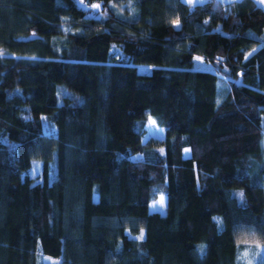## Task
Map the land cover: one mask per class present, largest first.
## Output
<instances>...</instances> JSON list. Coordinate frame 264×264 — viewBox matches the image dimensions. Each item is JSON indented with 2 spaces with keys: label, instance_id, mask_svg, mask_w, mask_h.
Masks as SVG:
<instances>
[{
  "label": "trees",
  "instance_id": "trees-1",
  "mask_svg": "<svg viewBox=\"0 0 264 264\" xmlns=\"http://www.w3.org/2000/svg\"><path fill=\"white\" fill-rule=\"evenodd\" d=\"M148 116L162 136L143 139ZM34 159L41 175L22 176ZM252 175L264 12L251 0H0V264H245L264 244ZM159 191L164 213L148 209Z\"/></svg>",
  "mask_w": 264,
  "mask_h": 264
},
{
  "label": "rangeland",
  "instance_id": "rangeland-1",
  "mask_svg": "<svg viewBox=\"0 0 264 264\" xmlns=\"http://www.w3.org/2000/svg\"><path fill=\"white\" fill-rule=\"evenodd\" d=\"M94 5H99V3H93ZM249 52L247 51L246 54H248ZM111 54L113 57L115 58H121L124 57L123 54L121 53V50L117 47V46H113L111 49ZM196 57H200L201 60H196ZM193 67L194 68H200V69H210V70H214V65L213 63L206 57H204L201 54H194L193 55ZM137 68L141 71H150L151 69V64L149 63H139L137 64ZM57 91L64 93L66 95L72 96L74 92H72V90L70 88H68L66 85L64 84H60L57 87ZM222 93V87L221 85L218 86V91H217V95L218 97L220 96V94ZM44 117V116H43ZM151 118V119H150ZM143 129H144V133H143V139H146L149 136H162V127L160 125H158L154 119L151 116H148L147 120L145 121L144 125H143ZM12 137H15L14 135H12ZM186 149L189 150V147H184L183 149V154L185 156L189 155L190 151L186 152ZM132 158H140L141 157V153H136L131 155ZM43 169V162L41 159H34L31 163V165L29 167H27L26 169H24L22 171V176L25 174L34 176V177H39L41 175ZM257 168L255 169L256 173ZM254 175V174H253ZM252 175V176H253ZM252 183H256V184H262L264 186V178L260 175H255L253 176V178L251 179ZM238 195H241V191L238 190L237 191ZM161 195H163L165 197V203L163 205L162 208H160L159 206H157V208H153V202L157 201L160 199ZM148 209L150 211H159L161 213H164L166 210V194L163 191H159L158 194L156 196H154L148 203ZM214 219L217 221V223L219 224V227L222 226V219L219 215H215ZM260 245L259 248H257V243L254 245L248 244L247 247L245 248L243 254H242V259H246L245 260V264H258V261L261 259L259 257H263L264 256V244L258 243ZM259 259V260H258ZM40 264H61L62 260L61 257L59 256H50V255H46L43 254L40 256Z\"/></svg>",
  "mask_w": 264,
  "mask_h": 264
},
{
  "label": "snow or ice",
  "instance_id": "snow-or-ice-1",
  "mask_svg": "<svg viewBox=\"0 0 264 264\" xmlns=\"http://www.w3.org/2000/svg\"><path fill=\"white\" fill-rule=\"evenodd\" d=\"M186 2L188 3V4H192V2H193V0H186ZM261 2L262 3H264V0H261ZM93 7H99L98 5H94ZM171 23L175 26V27H179V23H180V21H179V19L177 18V19H174V20H172L171 21ZM196 60H201V58L200 57H196L195 58ZM217 103H219V101H217ZM151 119V118H150ZM187 151H189V150H187L186 149V152ZM242 195V194H241ZM164 203H165V197L163 196V195H161V197H160V199L159 200H157V201H154L153 202V205H152V207L155 209V208H157V206H159L160 208H162L163 207V205H164ZM144 238V231H143V229H141V231H140V235L138 236V237H136V239H143ZM257 248H259L260 247V245L257 243Z\"/></svg>",
  "mask_w": 264,
  "mask_h": 264
},
{
  "label": "water",
  "instance_id": "water-1",
  "mask_svg": "<svg viewBox=\"0 0 264 264\" xmlns=\"http://www.w3.org/2000/svg\"><path fill=\"white\" fill-rule=\"evenodd\" d=\"M183 4H188L186 0H179ZM204 0H193V4L200 5ZM219 2H223L226 4L234 3V2H240L242 0H216ZM254 3V6L257 8H260L264 12V3L261 2V0H251Z\"/></svg>",
  "mask_w": 264,
  "mask_h": 264
}]
</instances>
